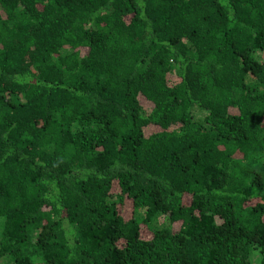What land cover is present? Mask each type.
I'll return each instance as SVG.
<instances>
[{
	"label": "trees",
	"instance_id": "trees-1",
	"mask_svg": "<svg viewBox=\"0 0 264 264\" xmlns=\"http://www.w3.org/2000/svg\"><path fill=\"white\" fill-rule=\"evenodd\" d=\"M260 54L264 0H0V264H264Z\"/></svg>",
	"mask_w": 264,
	"mask_h": 264
},
{
	"label": "rangeland",
	"instance_id": "rangeland-1",
	"mask_svg": "<svg viewBox=\"0 0 264 264\" xmlns=\"http://www.w3.org/2000/svg\"><path fill=\"white\" fill-rule=\"evenodd\" d=\"M260 58H261L262 60H264V54H260ZM196 112H197V111H196ZM202 114H203V113H202ZM202 114H201V112H197V113H196V115H197L196 117H198V118H203V115H204V114H203V115H202ZM254 264H260V263L258 262V260L255 259V263H254Z\"/></svg>",
	"mask_w": 264,
	"mask_h": 264
}]
</instances>
